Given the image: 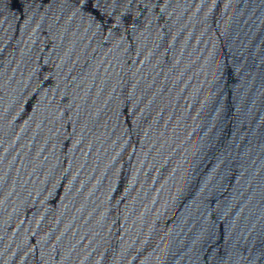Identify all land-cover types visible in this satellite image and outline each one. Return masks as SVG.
<instances>
[{
	"label": "water",
	"instance_id": "95a60500",
	"mask_svg": "<svg viewBox=\"0 0 264 264\" xmlns=\"http://www.w3.org/2000/svg\"><path fill=\"white\" fill-rule=\"evenodd\" d=\"M0 264H264V0H173Z\"/></svg>",
	"mask_w": 264,
	"mask_h": 264
}]
</instances>
